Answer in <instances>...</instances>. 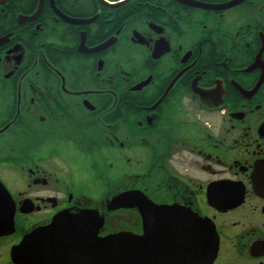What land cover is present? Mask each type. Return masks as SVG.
<instances>
[{"label": "flooded vegetation", "instance_id": "1", "mask_svg": "<svg viewBox=\"0 0 264 264\" xmlns=\"http://www.w3.org/2000/svg\"><path fill=\"white\" fill-rule=\"evenodd\" d=\"M39 3L0 32V242L92 210L101 237L264 264V0H45L21 23Z\"/></svg>", "mask_w": 264, "mask_h": 264}, {"label": "water", "instance_id": "2", "mask_svg": "<svg viewBox=\"0 0 264 264\" xmlns=\"http://www.w3.org/2000/svg\"><path fill=\"white\" fill-rule=\"evenodd\" d=\"M7 0H0L4 3ZM40 0L36 13L19 16L21 23L35 20L43 9ZM122 3V2H121ZM55 9V6L53 4ZM59 15L62 14L55 9ZM0 39V45L4 42ZM256 188L264 194V165L254 177ZM0 238L15 233V204L5 186L0 182ZM4 195V197L2 196ZM123 198L112 201L111 208L123 205ZM104 218L96 211L82 210L71 214L61 212L53 222L39 227L11 247L13 264H211L215 255L205 252L206 241L196 239L189 255L177 252L166 254L161 241L149 235L119 232L99 236ZM199 235H197L198 238ZM215 254V253H214Z\"/></svg>", "mask_w": 264, "mask_h": 264}, {"label": "trees", "instance_id": "3", "mask_svg": "<svg viewBox=\"0 0 264 264\" xmlns=\"http://www.w3.org/2000/svg\"><path fill=\"white\" fill-rule=\"evenodd\" d=\"M1 4L2 3H0V32L1 28L6 29L9 26L15 25L17 23L16 18L18 14L34 11L37 7L38 0H8L4 5Z\"/></svg>", "mask_w": 264, "mask_h": 264}, {"label": "rangeland", "instance_id": "4", "mask_svg": "<svg viewBox=\"0 0 264 264\" xmlns=\"http://www.w3.org/2000/svg\"><path fill=\"white\" fill-rule=\"evenodd\" d=\"M14 244L13 240L0 242V259L1 264H13L10 258V249Z\"/></svg>", "mask_w": 264, "mask_h": 264}, {"label": "bare ground", "instance_id": "5", "mask_svg": "<svg viewBox=\"0 0 264 264\" xmlns=\"http://www.w3.org/2000/svg\"><path fill=\"white\" fill-rule=\"evenodd\" d=\"M120 232H128V231H120ZM117 233H119V232H117ZM129 233H130V232H129ZM161 248H162V247H161ZM165 253H166V254H171V253H174V252H170V253H169L168 251H165Z\"/></svg>", "mask_w": 264, "mask_h": 264}]
</instances>
